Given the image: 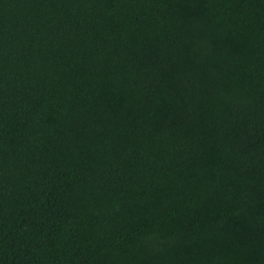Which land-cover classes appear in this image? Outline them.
Returning a JSON list of instances; mask_svg holds the SVG:
<instances>
[{
	"label": "trees",
	"instance_id": "1",
	"mask_svg": "<svg viewBox=\"0 0 264 264\" xmlns=\"http://www.w3.org/2000/svg\"><path fill=\"white\" fill-rule=\"evenodd\" d=\"M0 264H264V0H0Z\"/></svg>",
	"mask_w": 264,
	"mask_h": 264
}]
</instances>
